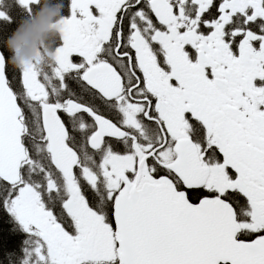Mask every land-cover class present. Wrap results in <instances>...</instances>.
Returning a JSON list of instances; mask_svg holds the SVG:
<instances>
[{"label": "snow or ice", "instance_id": "6c2138e0", "mask_svg": "<svg viewBox=\"0 0 264 264\" xmlns=\"http://www.w3.org/2000/svg\"><path fill=\"white\" fill-rule=\"evenodd\" d=\"M42 2L0 0L3 264H264V0H61L16 67Z\"/></svg>", "mask_w": 264, "mask_h": 264}, {"label": "clouds", "instance_id": "9594fccd", "mask_svg": "<svg viewBox=\"0 0 264 264\" xmlns=\"http://www.w3.org/2000/svg\"><path fill=\"white\" fill-rule=\"evenodd\" d=\"M61 0H43L41 6L21 22L6 41L12 55L9 62L20 67L37 57L38 50L44 58L50 55V38L56 34L57 21L62 14Z\"/></svg>", "mask_w": 264, "mask_h": 264}, {"label": "trees", "instance_id": "16d2710c", "mask_svg": "<svg viewBox=\"0 0 264 264\" xmlns=\"http://www.w3.org/2000/svg\"><path fill=\"white\" fill-rule=\"evenodd\" d=\"M5 219H6V216H5ZM22 240H23V234L22 233H20L18 236H14L12 238V241H11L12 247L15 248L17 246L18 242L22 241ZM3 259H4L3 255L0 254V264H3Z\"/></svg>", "mask_w": 264, "mask_h": 264}]
</instances>
